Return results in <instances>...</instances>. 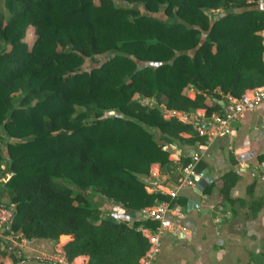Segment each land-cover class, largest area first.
I'll list each match as a JSON object with an SVG mask.
<instances>
[{"label":"trees","instance_id":"1","mask_svg":"<svg viewBox=\"0 0 264 264\" xmlns=\"http://www.w3.org/2000/svg\"><path fill=\"white\" fill-rule=\"evenodd\" d=\"M2 6L0 205L12 209L8 228L29 239L69 235L66 255H85L88 264H135L146 248L137 227L154 225L135 212L168 199L147 193L141 178L157 163L175 180L190 157L174 161L164 146L203 142L191 125L162 118L156 104L209 114L219 111L221 94L260 85L264 10L255 0ZM195 169L205 164L199 160ZM237 179L233 170L217 178L220 201L234 202ZM94 197L118 205L130 220L104 211Z\"/></svg>","mask_w":264,"mask_h":264},{"label":"crops","instance_id":"2","mask_svg":"<svg viewBox=\"0 0 264 264\" xmlns=\"http://www.w3.org/2000/svg\"><path fill=\"white\" fill-rule=\"evenodd\" d=\"M255 5L264 10V0H255ZM186 93L193 97L192 92ZM217 103L221 106V99ZM195 110L205 112L204 108ZM232 127L231 136L216 137L205 148L180 143L164 147L174 161L180 155L199 153V160L205 164L203 171L211 174L215 184L201 194L193 188L179 190L174 202L184 216L176 221V229L161 234L160 249L152 264H264V100L243 112ZM152 165L166 176L157 163ZM227 170L236 171L238 176L230 190L232 204L220 201L218 194L217 178ZM252 205L258 207L252 211ZM217 213L220 220L215 218ZM70 240L69 235L31 239L29 247L19 254L8 253L0 245V264H51L40 260V253L63 249ZM77 256H73L75 260L86 257Z\"/></svg>","mask_w":264,"mask_h":264},{"label":"built area","instance_id":"3","mask_svg":"<svg viewBox=\"0 0 264 264\" xmlns=\"http://www.w3.org/2000/svg\"><path fill=\"white\" fill-rule=\"evenodd\" d=\"M260 42L263 45L261 61L264 64V25L259 31ZM221 106L219 111H212L206 114L195 109L184 111L169 108L164 103L156 104L164 119H176L181 123L191 125L194 133L203 138L198 144L199 148L205 146L216 137H229L233 133L232 122L243 112L250 111L258 103L264 100V78L260 85L245 89L239 96L221 94ZM155 103L154 101L150 104ZM199 160V153L190 154V162L179 170L175 180L162 176L156 166L150 165L148 172L141 178L144 189L147 193H160L168 197L167 200H155L151 205L139 210L140 217L154 223L152 227L138 226L137 230L146 241V248L135 264H152L160 249L161 234L167 230L177 228L176 221L183 218V212L173 201L177 198L179 190L193 188L203 176V171L195 169ZM236 172V171H235ZM220 209V208H219ZM114 213L119 215L122 210L115 208ZM12 218V209L0 205V245L8 253H21L29 247L31 239L24 237L21 233L12 231L8 225ZM220 220V214L215 215ZM77 256V255H76ZM78 258V256H77ZM39 259L51 264H88L87 258L81 256L69 258L60 247L49 253H40Z\"/></svg>","mask_w":264,"mask_h":264},{"label":"rangeland","instance_id":"4","mask_svg":"<svg viewBox=\"0 0 264 264\" xmlns=\"http://www.w3.org/2000/svg\"><path fill=\"white\" fill-rule=\"evenodd\" d=\"M114 2L117 3L118 0H114ZM0 10H2L4 12V15H7L6 11L3 9L2 0H0ZM33 38H34V34H33V31H32V28L29 27L25 31V36L23 38V41H25V43L29 46L31 41L33 40ZM185 91L191 92L190 90H185ZM141 102L143 104L149 105L151 102H153V100L152 99L143 98V99H141ZM174 143H178V142L175 141ZM1 148L3 149V147H1ZM2 167H4V161L3 160L0 161V168H2ZM1 200L3 202H6L7 198L3 197ZM93 200L96 201L97 203H99V205H101V207L104 209V211L114 210L115 208H117L119 210L122 209L118 205H111V204L107 203L106 201L100 200V198H98V197H94ZM123 211H124V209H123ZM116 216H122V212L119 215H116Z\"/></svg>","mask_w":264,"mask_h":264},{"label":"water","instance_id":"5","mask_svg":"<svg viewBox=\"0 0 264 264\" xmlns=\"http://www.w3.org/2000/svg\"><path fill=\"white\" fill-rule=\"evenodd\" d=\"M210 183H212V176L210 173H207L206 171H203V176L201 177V179L194 185L193 190L195 193L197 194H201L203 189L209 185ZM188 204H191V202H189ZM135 215L140 216V212L137 211L135 212Z\"/></svg>","mask_w":264,"mask_h":264}]
</instances>
